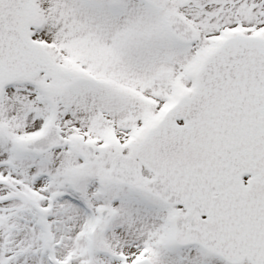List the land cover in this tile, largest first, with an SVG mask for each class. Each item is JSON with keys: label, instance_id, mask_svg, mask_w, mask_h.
I'll return each mask as SVG.
<instances>
[{"label": "snow or ice", "instance_id": "obj_1", "mask_svg": "<svg viewBox=\"0 0 264 264\" xmlns=\"http://www.w3.org/2000/svg\"><path fill=\"white\" fill-rule=\"evenodd\" d=\"M0 264H264V0H0Z\"/></svg>", "mask_w": 264, "mask_h": 264}]
</instances>
